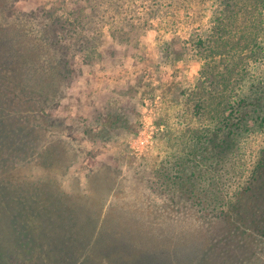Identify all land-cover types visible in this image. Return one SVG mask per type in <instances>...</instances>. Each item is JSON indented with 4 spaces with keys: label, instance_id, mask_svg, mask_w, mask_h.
<instances>
[{
    "label": "rangeland",
    "instance_id": "rangeland-1",
    "mask_svg": "<svg viewBox=\"0 0 264 264\" xmlns=\"http://www.w3.org/2000/svg\"><path fill=\"white\" fill-rule=\"evenodd\" d=\"M40 1L45 0H0V264H196L211 228V210L235 196L264 146V134L257 130L236 136L234 149L205 192L213 204L168 197L175 157L184 155L188 146L179 134L183 129L192 135L212 129L237 93L264 69V35L259 45L253 39L258 9L246 8L244 1L234 7L226 15V31L214 28L202 48L190 40L188 25L166 31V10L152 7L153 0H137L143 7L139 12L152 11L149 17L143 15L151 27L144 35L133 32L129 40L117 42L106 26L107 43L97 49L104 69L98 64L95 74L75 77L67 86L55 73V50L49 43L55 34L44 33L39 19L20 13ZM63 1L76 10L88 4ZM182 8L177 9L181 14ZM219 8L218 0H204L195 8L208 31L218 23ZM69 38L61 40L72 43ZM72 58L75 71L84 66L82 56ZM54 97L61 99L60 106L53 107ZM115 97L122 102L117 125L123 129L95 126L97 139L109 135L107 139L78 146L72 137L84 138L85 125L98 110L104 116V105ZM162 130L174 134L159 150ZM63 155L73 158L69 166L53 162ZM41 179L50 186L48 196L53 187L73 195L80 219L86 221L92 209L99 216V238L86 256L52 249L50 233L35 244L30 235L24 236L31 241L26 246L12 240L5 224L12 223V202L32 192ZM29 209L37 211V204ZM260 256L255 264H264L263 250Z\"/></svg>",
    "mask_w": 264,
    "mask_h": 264
},
{
    "label": "trees",
    "instance_id": "trees-1",
    "mask_svg": "<svg viewBox=\"0 0 264 264\" xmlns=\"http://www.w3.org/2000/svg\"><path fill=\"white\" fill-rule=\"evenodd\" d=\"M62 1H40L39 4H33L28 11H20V13L39 19V26H42L44 33H48V30L55 34L54 41L49 42L52 50H55V73L66 81L67 86L74 83L75 77L97 72V66L102 57L97 49L100 45L107 43V33L104 31L106 26H109V33L114 40L120 42L129 40L133 32L144 35L147 28L152 25L149 18L143 17L145 14L149 17L148 13L152 11L139 12V9L143 7L142 4H137V0H87V7L82 6L78 10L69 7L68 3L63 5ZM199 1L204 2V0H153L152 7H161L166 10L164 26H162L166 31H173L184 23L192 29L190 40L204 48L205 41L215 29L226 31L228 19L225 18L230 16L229 12L234 11V7L240 6L244 1L246 8L258 9L253 19V23L257 25V32L253 39L256 41L254 46L259 45L260 37L264 35V0H218L220 5V12L216 13L218 23L215 27L212 24L209 27L210 31L205 29L206 25L200 23L201 15L195 12V8L200 6V3L194 2ZM178 7H183V14H181L182 10L178 12ZM127 27L130 28L127 29ZM68 29L71 34H67ZM86 30L89 33H86ZM62 31L65 33L61 34ZM67 36L71 37L69 39L73 41L72 43L62 42L61 39ZM253 51L252 48L251 52ZM76 55L82 56L81 65L84 66L75 71L77 63L72 57ZM261 60L263 63L264 58H260V62ZM103 69L100 66V70ZM259 73L257 77H253L255 74L252 75V82L237 93L228 104L225 114L212 129H202L198 134L193 135L186 129L181 130L179 136H183L182 140L184 143L188 142V146L184 155L175 157L172 168L173 178L167 190V193H170L169 199L185 196L194 204H213L209 202L205 192H208L207 188L217 174L218 167L223 165L224 159L231 153V149H234L233 142L236 136L257 130L264 134V69ZM63 98L64 96L61 99ZM61 99L54 97L53 107L60 106ZM111 100H113L111 103L104 105V116H101L102 113L98 110L90 124L85 125L84 138L72 137L73 141H77L78 146H87L85 140L93 145H99V142L103 143L104 139H107L109 135L97 139L95 126H98L99 130L113 129V127L117 130L123 129V126L117 125L123 117L122 102L117 97ZM170 133L174 134L169 130L160 132L157 143L159 150H163L162 147H165L171 138ZM72 159L71 156L69 158L64 155L55 156L53 162L69 166ZM42 163L47 168V158ZM32 187V192L25 191L17 198L18 201L22 198L21 206L16 204L17 200L12 202V223L10 220H5L15 245H17L15 239L21 240L20 245L24 243L25 246L29 245L31 241L24 238L26 235H30L35 244L42 234L47 233L46 235L49 236L48 233H50L53 237L51 248L57 249L58 252L77 250L79 253L77 258H79L82 254L86 256L89 251L95 249L96 240L99 238L95 230L99 216L96 215L95 210H89L88 216L84 215L86 219L84 221L80 219L78 213L80 211L78 206H75L78 202L73 195L53 187V195L48 196L47 188L50 186H47L42 179L35 181ZM28 204L29 206L37 204V211L30 210ZM205 210L208 211L206 206ZM211 211L213 215L211 228L207 230L206 239L199 247L204 254L200 250L195 263H257L261 258L260 251H264V146L260 149L235 196L222 206L215 205ZM30 212L33 213L30 214ZM31 216H35L36 221H29L30 218L33 219ZM65 244H69V247H64ZM205 253L210 256H206Z\"/></svg>",
    "mask_w": 264,
    "mask_h": 264
}]
</instances>
